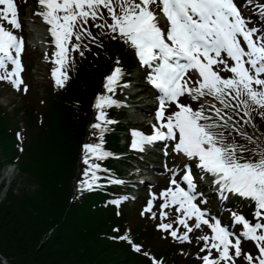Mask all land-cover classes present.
I'll return each mask as SVG.
<instances>
[{"label": "snow or ice", "instance_id": "snow-or-ice-1", "mask_svg": "<svg viewBox=\"0 0 264 264\" xmlns=\"http://www.w3.org/2000/svg\"><path fill=\"white\" fill-rule=\"evenodd\" d=\"M37 2L36 14L49 25L54 38L55 50L45 58L54 59L56 66L51 75L57 86L63 87L69 79L68 72L62 69L73 59L71 53L79 51L84 56L92 44L105 47L99 35L133 49L144 78L159 90L153 131L146 134L132 128L130 147L142 151L146 144L168 140L172 151L183 156L185 162L182 168L168 169V186L151 193L141 215L159 219L156 228L165 238L171 236L180 242H191L190 233L207 228L197 237L203 241L200 252L204 254L197 253L201 264H238L239 260L264 264V134L256 137L244 127L252 122L255 128L253 112L264 117V24L257 27L251 11L245 14L244 6L250 5L264 16V0ZM5 22L11 27H6ZM21 28L15 0H0V80L26 93L29 85L21 75L24 38L15 31ZM93 28L99 33H94ZM125 74L117 56L104 76V91L95 96V122L89 127L91 135L98 139L81 146L86 167L82 172L85 179L78 181L79 190L91 189L100 180L97 172L102 164L98 161L116 155L104 148L105 133L109 125L116 123L106 109L124 103L114 96L118 89L130 86ZM236 136L247 143H240ZM193 166L200 170L202 178L211 174L222 198L231 193L254 201V217L258 219L233 211L232 224L242 226L237 230L202 207ZM107 182L123 183L110 177ZM127 199L121 196L111 203L119 206ZM157 200L161 203L153 210ZM170 215L175 219L167 222ZM242 238L255 242L256 254L244 251ZM113 239L128 241L137 252L142 249L128 233ZM144 255L152 264H164L163 258L151 252Z\"/></svg>", "mask_w": 264, "mask_h": 264}, {"label": "trees", "instance_id": "trees-1", "mask_svg": "<svg viewBox=\"0 0 264 264\" xmlns=\"http://www.w3.org/2000/svg\"><path fill=\"white\" fill-rule=\"evenodd\" d=\"M99 75L100 69H93L54 104L46 133L35 137L31 151L19 161L20 167L38 165L37 192L19 189L17 194L12 186L0 201V254L10 264H117L119 259L135 264L125 249L105 237L109 217L97 207L95 194L70 201L69 179L85 132L84 114L77 113L73 102L84 109ZM0 148L11 161L12 137L2 118Z\"/></svg>", "mask_w": 264, "mask_h": 264}, {"label": "rangeland", "instance_id": "rangeland-1", "mask_svg": "<svg viewBox=\"0 0 264 264\" xmlns=\"http://www.w3.org/2000/svg\"><path fill=\"white\" fill-rule=\"evenodd\" d=\"M26 22H27V25L29 27L32 26L34 36L39 37L41 34H43L37 28L39 26L38 23H33L29 20H26ZM92 30H95V33H97V34L100 31L96 28H93ZM98 37L105 39L103 36L98 35ZM105 40L108 41L107 39H105ZM73 42H75V41H73ZM108 42L119 43V44H122V45L128 47L123 42H118V41H108ZM31 44H33V43H31ZM70 55L73 56V59L70 60V62H69L70 66H69L68 70L76 71L85 62V57L80 56L79 51L71 53ZM38 57H39V55L37 54L36 51H34L32 49H29L27 51L26 58H27V65L29 68L32 67V65L38 60L37 59ZM37 69H38V67L36 66L35 67L36 76L30 74V69L27 70V73L29 74L27 77V80L30 84V88H29L28 93H27L28 97H26L25 99L22 97L21 93H18V94H15L12 92L10 93L7 88H4L3 86L0 85V104H2L3 106H7L9 109L12 106L10 104L12 102H14L15 105L11 107V110L13 113H15L17 111L16 118L21 120V121L24 120V115L28 116V114L26 112H20L18 110L19 107H22L24 105V103L33 101V103L38 107L39 111H41L43 109V107H40V105H42L44 99L47 100L50 95H52L53 93L57 94V92H58L59 86L56 85L55 79L52 77L50 72L48 71L47 76L43 78V77L38 76ZM31 72L33 73L34 70ZM132 74H136V70H134L132 72ZM227 74L228 73H222V75H227ZM139 87H141V86L138 85V87H134L132 89V92H138V94H146L145 91L143 93H141V91H139L140 90ZM147 102H148V100H145V102H138V103L139 104H145ZM130 111L133 114V115L132 114L131 115L136 116V117H139L140 115L143 114L141 109H138V108H135L134 110L131 109ZM128 112H129V110H128ZM242 114L243 113H241V115ZM131 119L134 120V118H131ZM237 119H239V118L237 117ZM127 121H128V118H126V122ZM241 124H244V122L241 121ZM248 125H250V124L249 123L247 124L246 129H249ZM7 162H8L7 156L4 153L3 148H0V164H1V167H0V188L3 185L2 190L5 192V190L7 189V186L9 185L8 187H11V185H12V186L16 187L15 192L17 194L19 193L20 188L24 192L36 193L38 190V186H39L37 179H36L37 174L39 172L38 165H35V167H32V166L20 167V166H14V165L13 166H7V164H6ZM2 198H3V193L0 196V201L2 200ZM127 207H128V209H130L131 203L127 204ZM193 238L196 239L197 238L196 235H193ZM201 245L199 246V249H201ZM182 249H183V252L193 253L192 251H190L186 247H184ZM179 251H181V249H179ZM249 251L252 252L253 254H256V252H257L255 247ZM115 253L117 254V252H115ZM117 256L120 258V256L118 254H117ZM117 261L120 262V263L117 262V264H126V262L121 260V259H119ZM238 264H245V262L243 260H239Z\"/></svg>", "mask_w": 264, "mask_h": 264}, {"label": "water", "instance_id": "water-1", "mask_svg": "<svg viewBox=\"0 0 264 264\" xmlns=\"http://www.w3.org/2000/svg\"><path fill=\"white\" fill-rule=\"evenodd\" d=\"M0 264H9L2 255H0Z\"/></svg>", "mask_w": 264, "mask_h": 264}, {"label": "bare ground", "instance_id": "bare-ground-1", "mask_svg": "<svg viewBox=\"0 0 264 264\" xmlns=\"http://www.w3.org/2000/svg\"><path fill=\"white\" fill-rule=\"evenodd\" d=\"M1 255V254H0Z\"/></svg>", "mask_w": 264, "mask_h": 264}]
</instances>
